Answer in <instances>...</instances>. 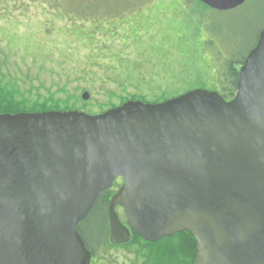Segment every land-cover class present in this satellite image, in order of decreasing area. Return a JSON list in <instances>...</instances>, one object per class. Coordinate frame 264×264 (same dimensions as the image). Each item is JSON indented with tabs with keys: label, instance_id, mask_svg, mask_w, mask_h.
<instances>
[{
	"label": "water",
	"instance_id": "1",
	"mask_svg": "<svg viewBox=\"0 0 264 264\" xmlns=\"http://www.w3.org/2000/svg\"><path fill=\"white\" fill-rule=\"evenodd\" d=\"M118 178L111 243L188 230L194 264H264V27L230 100L195 88L98 114H0V264H91L78 226Z\"/></svg>",
	"mask_w": 264,
	"mask_h": 264
},
{
	"label": "rangeland",
	"instance_id": "2",
	"mask_svg": "<svg viewBox=\"0 0 264 264\" xmlns=\"http://www.w3.org/2000/svg\"><path fill=\"white\" fill-rule=\"evenodd\" d=\"M4 1L0 0V11L6 10V15L0 14V27L6 25L7 29L0 31V36L8 37L1 36L6 40L3 46L11 56L12 64L30 66L41 60L57 67L60 64L65 67L61 70L73 77L86 72V76L98 78L104 85H109L105 89L116 88V85L111 86L113 80L123 78L125 73H129L133 83H143L144 79L152 84L155 79L157 82L159 78L151 74L159 70L155 63L162 65L164 75L168 77L172 73L165 64L177 59L181 47L191 57L184 59L186 63H197V50L192 54L194 48L200 49V53L204 48L210 55H200V63L204 66L213 57L220 62L231 49L247 51L258 41L264 27V0H247L242 6L228 11L188 4L187 11L193 9L197 19L201 14L206 19L198 34L181 38L183 13L179 8H183L184 0ZM49 20L54 24L53 34L44 30ZM131 25L141 40L136 42L138 37H134L132 30L128 31ZM192 31L189 27L188 33ZM128 32L132 46L125 40ZM124 41L126 47L120 44ZM185 41L190 42L181 44ZM220 48L224 52L219 51ZM178 59L183 60L180 56ZM45 76L47 73H43ZM80 80L91 86L90 79ZM197 85L182 83L179 89L198 88ZM78 230L88 246L106 240L109 209L105 205L93 209L79 224Z\"/></svg>",
	"mask_w": 264,
	"mask_h": 264
},
{
	"label": "trees",
	"instance_id": "3",
	"mask_svg": "<svg viewBox=\"0 0 264 264\" xmlns=\"http://www.w3.org/2000/svg\"><path fill=\"white\" fill-rule=\"evenodd\" d=\"M3 2L5 1L3 0ZM188 4H195L197 7L211 9L200 0H184L183 8H179L183 13L182 25L180 27L181 32L179 33L180 38L184 35L195 36L198 34L200 27H203L204 20L206 19L202 14L199 16L200 19H197L194 15L196 12L194 13L193 9L187 11ZM0 14L6 15V10H3V12L0 11ZM192 23L195 25H192ZM5 27L6 25L1 26L0 31L3 32V30H6L7 28ZM189 27L193 28L191 33H188ZM132 28L133 26L131 25L128 31L132 30ZM146 29L148 28L144 30ZM44 30L47 33H52L54 24L49 20L45 24ZM132 33L134 34V30H132ZM125 34V40L129 41L132 46L133 41L131 36H129V32ZM1 36L4 37L3 35ZM1 36L0 114L77 109L90 114H97L109 108L122 105L130 100L153 103L163 102L195 89L187 88L180 90L179 88L182 83H195L198 84V88L218 91L225 99L230 100L237 92L240 67L244 63L250 50L257 43L247 48V51L246 49L241 50L242 48L236 51L231 48V50L227 49L230 51L228 55L225 54V58L222 61L218 62L215 59L213 60V57L205 66L200 63V55L210 56L207 50L201 48L200 53V49L194 48L191 51L193 54L197 50V63H186L184 59L191 57L181 47V52L177 56V59L172 61V63L165 64L167 69L172 73L169 74L170 76L165 77L162 65L155 63V68H159V70H154L151 74L154 75L153 77L157 76L159 78L157 82H155V79L152 84L150 80L147 82L144 79L143 83H133L131 77H129V73H125L123 78H115L113 80L111 86L116 85V88L105 89L109 85H104L98 78L94 76L90 78L86 76V72H83L80 77H73L69 73L66 74V71L61 70L65 67L60 64L57 67L56 65L44 63L45 61L43 62V60L39 64H31L30 66L25 64L19 65L18 63L12 64L10 62L11 56L8 55L7 49L3 46L6 40ZM134 37H138L136 42L141 40V36L138 34H134ZM4 38L8 39V37ZM189 42L185 41L181 44L187 45ZM120 44L122 47H126L125 41L120 42ZM219 51L224 52L223 49ZM179 56L183 59L182 61H179ZM43 73H47L45 78L43 77ZM79 78L90 79L91 86H87ZM145 78L150 79L151 77ZM129 86L132 89L129 90ZM85 91L91 93V97L88 100L83 99V93ZM112 193V190L104 191L99 198V202L96 203L93 209L95 210L101 205H105L109 209ZM109 237L110 228L106 240L101 241L96 246H88L86 243L87 248L92 253L91 264H194L197 255V241L194 235L188 230L169 237H163L156 242L147 241L132 230L131 239L127 243L113 244Z\"/></svg>",
	"mask_w": 264,
	"mask_h": 264
},
{
	"label": "flooded vegetation",
	"instance_id": "4",
	"mask_svg": "<svg viewBox=\"0 0 264 264\" xmlns=\"http://www.w3.org/2000/svg\"><path fill=\"white\" fill-rule=\"evenodd\" d=\"M122 184V179L121 178H118L116 181H115V184L114 186L110 189L113 191L112 195L120 188ZM102 195V194H101ZM101 197V196H100ZM99 197V198H100ZM97 202H99V199L97 200ZM96 202V203H97ZM96 205V204H95ZM117 210H118V213H119V216H120V219L121 221L126 225V217L124 215V212H123V209L121 207H117Z\"/></svg>",
	"mask_w": 264,
	"mask_h": 264
}]
</instances>
